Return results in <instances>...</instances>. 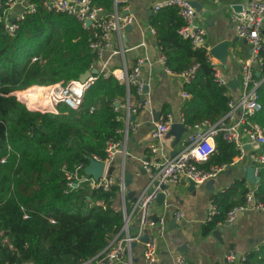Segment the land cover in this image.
<instances>
[{
	"label": "trees",
	"instance_id": "16d2710c",
	"mask_svg": "<svg viewBox=\"0 0 264 264\" xmlns=\"http://www.w3.org/2000/svg\"><path fill=\"white\" fill-rule=\"evenodd\" d=\"M32 1L35 10L25 14L14 34L3 33L0 24V264H79L120 232L123 213L112 206L120 188L83 182L69 190L66 172L86 166L93 156L104 160L106 142L120 139L124 123L114 101L123 99L127 88L111 73L97 74L81 107L60 104L58 113L30 110L11 95L28 86L78 79L95 55L89 46L91 28L72 15L47 9L41 0ZM94 1L111 10L112 0ZM149 23L169 70L180 73L197 65L184 85L190 94L181 109L185 123L216 122L227 110V88L215 80L205 49L193 48L179 35L183 20L178 8L156 10ZM129 92H134L132 86ZM259 98L262 109L254 120L264 125V83ZM215 143L205 167L229 163L237 154L222 133ZM248 189L241 178L214 194L218 211L203 230L210 232L224 222L231 208L244 203ZM253 193L264 201V178ZM130 207L126 202L127 211ZM250 263L264 264V241L246 254L245 264Z\"/></svg>",
	"mask_w": 264,
	"mask_h": 264
},
{
	"label": "built area",
	"instance_id": "2783aa9c",
	"mask_svg": "<svg viewBox=\"0 0 264 264\" xmlns=\"http://www.w3.org/2000/svg\"><path fill=\"white\" fill-rule=\"evenodd\" d=\"M16 1L5 0L4 3L0 2V24L3 33L9 35L15 33L25 14L33 12L36 7L35 2L28 0L21 13L10 16L8 9ZM41 2L47 9L72 15L84 27L91 28L92 37L89 46L95 55L88 71L96 67L97 62L101 61L104 51L111 47V33L130 24L133 20L132 13L127 12L120 16L115 11L119 0L112 1L113 12L107 11L102 5L94 3L93 0H41ZM170 5L178 8V13L183 20V25L178 29L179 35L190 40L193 48L205 49L208 61L214 70L215 80L219 85L227 87V110L214 123L204 120L193 125H187L184 119L181 118L180 123L183 127L192 130L183 149L170 157L164 153L162 140L175 123V119L169 112L161 115L149 133V152L151 156H156V158L142 160L141 163L142 168L149 174L150 184L153 186L150 189H144L133 202L132 211L136 213L137 218L135 225L130 229L132 212L129 213L123 207L121 210L123 225L120 232L101 252L79 264H116L125 257L130 245L133 242H139L145 233H147V240L142 242L143 259L147 264L154 263L157 259L156 237L148 232V228L157 227L160 234H162L165 222L163 217L157 219L152 217L150 205L162 193L164 195L163 204L167 206L165 199L170 194L169 185H178L183 181H192L195 185L201 184L207 179L217 176L221 171L236 164L246 156L253 163L254 179H260L261 170L264 168V125L254 120V116L262 109L259 87L264 83V0H252L247 7H242L238 11L234 10L230 14V21L235 34L244 39L250 47V55L246 59H238L241 67L238 81H234L225 74L222 70V63L211 53V48L206 45L205 30L194 22L195 8L193 3L189 0H164L153 2L152 9L156 11ZM86 21H90L89 26ZM151 32L155 33L152 27ZM113 53L117 52L113 50ZM165 58L163 54L160 57L163 63ZM35 59L36 57L32 58V60ZM145 63L146 57L141 56L136 59L129 71L125 70L122 75L113 73L127 88L126 96L123 99L114 101L115 109L123 108L128 120L131 114L144 109L150 103L147 85L141 78V68ZM196 68L197 65L195 64L180 72L184 76L185 82H189L194 76ZM100 73L104 76L112 74V72L105 71L103 68L97 74ZM97 74H91L85 80L78 78L65 83L48 84L44 86L45 90L37 100H27L22 94L25 89L14 90L11 95L15 96L19 102L25 103L26 105H24L28 109L34 111L58 113L60 104L78 110L83 102L85 91L93 84ZM130 86L134 88L132 95L137 100L134 104H131L130 100ZM182 96L189 97V93L183 91ZM92 109L90 107L89 110L92 111ZM218 133H222L224 138L234 145L237 151L236 157L229 163L211 165L207 168L200 167L199 165L207 162L216 151L215 137ZM119 145L120 140L109 139L105 147L106 158L102 160L93 156L90 159L103 162L109 161ZM86 166L79 164L72 171L66 172L67 189L72 190L83 182H87L90 187L102 189H108L112 185L111 177L105 174L99 177L88 174ZM124 184L125 182L122 180L119 185V192L122 197H124ZM161 185L166 187L162 189ZM246 209L264 211V201H257L253 192L248 191L245 195V202L234 206L227 212L226 221H233L239 212ZM215 210V206L211 204L208 211L209 217L215 213ZM172 214L175 219L183 217L181 211H173ZM225 257L227 264H245L246 261L245 254H238L233 250H230ZM172 264H189V262L183 255H178Z\"/></svg>",
	"mask_w": 264,
	"mask_h": 264
},
{
	"label": "crops",
	"instance_id": "0c3cea01",
	"mask_svg": "<svg viewBox=\"0 0 264 264\" xmlns=\"http://www.w3.org/2000/svg\"><path fill=\"white\" fill-rule=\"evenodd\" d=\"M161 1L164 0H119L115 11L120 16L127 12L132 13L133 20L111 33V47L104 51L101 61L97 62L95 67L99 72L103 68L112 74L122 75L125 70L129 71L133 67L138 57H146V63L141 68V78L147 85L150 103L144 109L131 114L134 116L129 120L126 119L125 110L118 109L122 113L124 123L123 128L119 130L120 145L114 150L112 158L104 162L102 170V174L111 177L112 184L120 185L122 180L125 182L129 179V184L125 185V192L133 191L134 200L144 189L153 186L150 184L149 174L142 168L141 163L142 160L156 158L150 155L148 148L149 133L155 122L166 112L171 113L175 119V124L162 140L164 153L168 157L183 149L192 130L184 128L180 123V119H184L182 106L190 97V94L189 97L182 96V92L186 91L185 78L181 73L167 70L165 62L160 59L162 52L155 33L151 32L149 18L155 12L152 5L153 2ZM189 1L194 4L195 24L206 32V45L211 48L223 40L227 41V58L222 70L229 78L238 81L241 73L238 59H246L250 55V47L244 39L235 34L230 14L234 7L237 9L236 5L243 4V7H247L250 2ZM27 2L28 0H17L8 9L9 15L21 13ZM104 8L107 11H114L113 4L111 10ZM113 50L117 53L114 54ZM130 100L131 104L137 101L132 94ZM205 163L199 166L207 168L219 165L210 164L205 167L203 166ZM108 165L114 167L111 174H106ZM252 165V161L246 156L201 184L192 186L189 181H183L178 185H169L170 194L165 199L167 206L157 199L150 205L152 217H163L165 222L162 234L157 227L148 228V232L156 237L157 259L152 264H172L178 255H183L189 264H227L225 256L230 250L246 255L250 250L256 249L264 241V211L246 209L239 212L233 221L228 222L225 219L224 222L218 223L213 230H220L221 239L213 235V230L210 232L203 230V225L210 218L208 214L210 205H214L218 211L213 202L214 194L225 191L236 179L241 178L246 179L248 191L254 192L257 184L264 178V168L261 170L260 179L251 182L247 177V170ZM128 174L130 178L127 177ZM134 200L127 198L126 195L122 197L119 192L112 204L114 209L122 210L123 207L126 209V202L131 203L128 210L129 213L132 212L130 229L137 219L136 213L132 211ZM173 211L183 212V217L175 219ZM142 251L143 243L136 242L135 246L130 245L125 257L116 264H147Z\"/></svg>",
	"mask_w": 264,
	"mask_h": 264
},
{
	"label": "water",
	"instance_id": "95a60500",
	"mask_svg": "<svg viewBox=\"0 0 264 264\" xmlns=\"http://www.w3.org/2000/svg\"><path fill=\"white\" fill-rule=\"evenodd\" d=\"M252 0H248V2H251ZM192 2V1H191ZM193 3V2H192ZM194 5V4H193ZM238 6L237 9L236 7H234V10L235 11H238V10H241V8L243 7V4H239V5H236ZM86 24L89 26L90 25V21H86ZM227 46H228V43L226 40H223L219 43H217L216 45H214L213 47H211L210 51L211 53L219 60L220 63H222V65H225V61H226V58H227ZM98 73V70L96 68L92 69L91 71H88L86 70L84 73H82L80 75V80H85L87 79L91 74H97ZM134 115H131L130 117L133 118ZM175 124V123H174ZM173 124V125H174ZM172 125V126H173ZM171 126V127H172ZM183 126V125H182ZM171 130V128H170ZM169 130V132H170ZM104 162L103 161H99V160H94V159H90V162L89 164L86 166V172L88 174H92L94 175L95 177H99L102 175V170H103V167H104ZM113 165H108L107 166V169H106V174H111L112 173V170H113ZM247 177L249 178V180L251 182L255 181L254 177H253V167L250 166L247 170ZM128 178H130V175L128 174L127 175ZM190 184L193 186L194 183L192 181H189ZM129 184V179H127L125 181V184H124V195L127 196V198L131 199V200H134V197H133V194L134 192L133 191H130V192H125V185H128ZM162 189L165 188L166 186L165 185H161L160 186ZM157 200L160 201V203L163 202L164 200V195L162 193H160L157 198ZM157 219V217L155 218ZM227 223V222H226ZM213 235H215L216 237H218V239H221L220 237V230L219 229H215L212 231ZM147 240V233H145L141 238H140V242H145ZM136 242H133L131 245L132 246H135Z\"/></svg>",
	"mask_w": 264,
	"mask_h": 264
},
{
	"label": "bare ground",
	"instance_id": "6f19581e",
	"mask_svg": "<svg viewBox=\"0 0 264 264\" xmlns=\"http://www.w3.org/2000/svg\"><path fill=\"white\" fill-rule=\"evenodd\" d=\"M44 90V86L37 85L33 89L31 87H27V89H25L22 94L29 101L37 100V98L41 95Z\"/></svg>",
	"mask_w": 264,
	"mask_h": 264
},
{
	"label": "rangeland",
	"instance_id": "374dc122",
	"mask_svg": "<svg viewBox=\"0 0 264 264\" xmlns=\"http://www.w3.org/2000/svg\"><path fill=\"white\" fill-rule=\"evenodd\" d=\"M37 86V85H36ZM46 86V85H45ZM29 87V86H28ZM27 88V87H26ZM26 88H24V89H26ZM25 104V103H24ZM26 105V104H25Z\"/></svg>",
	"mask_w": 264,
	"mask_h": 264
}]
</instances>
